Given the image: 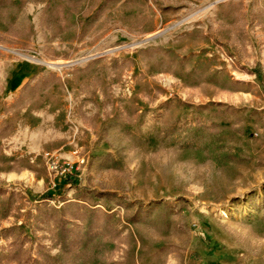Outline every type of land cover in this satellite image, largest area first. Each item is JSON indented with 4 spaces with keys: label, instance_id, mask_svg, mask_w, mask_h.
<instances>
[{
    "label": "rangeland",
    "instance_id": "rangeland-1",
    "mask_svg": "<svg viewBox=\"0 0 264 264\" xmlns=\"http://www.w3.org/2000/svg\"><path fill=\"white\" fill-rule=\"evenodd\" d=\"M7 1L14 5L0 6L6 72L26 65L41 79L55 73L60 108L67 85L86 90L100 109L93 115L80 109L88 164L55 188L41 158L32 163L29 155L5 151L7 136L0 138V264H40L39 239L59 253L53 227L39 229L37 208L46 201L60 209L79 187L127 199L118 204L87 196L111 207L121 231L104 253L109 262L264 264V0H173L184 1L172 7L179 14L153 33L142 27L143 17L111 12L105 24L113 20V26L87 41L103 16L89 24L102 0ZM16 6L21 10L14 15ZM91 74L92 82L85 81ZM99 89L103 98L96 101ZM34 98L27 92L7 110L37 104ZM57 133L49 132L42 148H58L64 138ZM158 201L172 212L160 206L148 221L129 220L136 205L127 203ZM8 227L31 239L29 263L9 257L12 238L1 236Z\"/></svg>",
    "mask_w": 264,
    "mask_h": 264
},
{
    "label": "trees",
    "instance_id": "trees-1",
    "mask_svg": "<svg viewBox=\"0 0 264 264\" xmlns=\"http://www.w3.org/2000/svg\"><path fill=\"white\" fill-rule=\"evenodd\" d=\"M112 1L114 0H104L102 2L89 18L90 25L104 14ZM12 5L14 3L0 0V6ZM20 10L21 6H16L14 15H17ZM84 30L86 31V29ZM254 72L257 75L262 74L258 65ZM35 79L34 77L26 82L21 95L15 102L25 98L27 92H29L30 95H35L34 100L37 104H40L42 97L48 95L45 92L52 90L55 84L60 83V77L55 73H50L47 78H39L34 82ZM41 89H46V91L43 92ZM12 127V120L2 122L0 124V138L10 134ZM73 179V176L69 177L70 182ZM94 193L99 198L107 199L108 202L117 201L118 204H124L127 200L113 191L96 192L86 187H79L76 191L77 196L74 199H65L64 205L60 209L49 206L46 201L40 204L35 215L36 222L39 229H44L47 226L53 227L55 243L59 245L60 251L53 254L43 239H39L36 247L37 262L40 264H114L106 260L104 253L117 245L121 231L114 224L111 207H98L97 203H90L89 200L91 199L87 196ZM134 205H136V208L129 218L133 223L148 221L160 206H164L167 214L173 210L170 205L162 201L154 202L148 206L129 202L126 207L132 208ZM1 236L12 238L9 253L11 259L25 263L32 260L31 250L25 248V244L30 242L31 239L24 235L23 231L17 227H8L3 229Z\"/></svg>",
    "mask_w": 264,
    "mask_h": 264
},
{
    "label": "crops",
    "instance_id": "crops-1",
    "mask_svg": "<svg viewBox=\"0 0 264 264\" xmlns=\"http://www.w3.org/2000/svg\"><path fill=\"white\" fill-rule=\"evenodd\" d=\"M158 0H114L111 3L113 5L103 14V16L97 21L94 28L89 31L90 35H86L83 38L85 41L88 39L96 38L101 32L108 29L110 26H113V20L110 23L105 24V18L111 12H117L126 15L132 16H141L142 20L147 22L146 25H142V27H146L147 31L150 33L155 32L158 28H160L165 22L172 21L174 17L179 14V10H174L172 7H177L183 5L184 1L174 2L170 0L163 4L157 3ZM103 0L101 1V3ZM101 3L96 7V9L101 5ZM163 7H171L170 9H164ZM161 8L164 9V16L161 14ZM93 14V13H92ZM90 14L89 16H91ZM118 14H116V17ZM90 18V17H89ZM153 21V25L151 26L148 22ZM117 23V22H116ZM151 26V27H150ZM141 27V26H140ZM99 28V31L96 33H92L93 30ZM103 38H100V40ZM83 40V42H84ZM97 63H93L90 66L86 67L84 70L93 69ZM12 73V74H11ZM10 74L5 70V59L0 58V121L12 120V116H17V123L23 124L24 128L20 135V138L17 140L18 145L23 147L27 153L38 152L43 150V145L49 139V132L53 131L63 134V141L61 145H63L66 141V131L64 129V115L58 112V109L63 104V98L60 94H55L56 86H60V84L54 85L52 87L53 95L50 98L49 96H43L40 100V104H32V102H28L18 108H14V111L7 110V107L11 105L12 102H15L17 98L21 95L23 91V87L34 75H36V79L39 78L37 73L34 71H28L26 65L24 67H18L12 70ZM95 76L91 74L88 78H85V81L92 82V78ZM74 78V74L70 75V79ZM70 82V81H69ZM71 83V82H70ZM79 86V85H78ZM90 88H94L91 84ZM60 89V87H59ZM90 91V89H87ZM92 94V91H90ZM95 92V89H94ZM98 97L93 96L94 100L98 101L100 98H103V93L99 89L96 91ZM59 97V101L55 103V97ZM99 107L96 106L95 102L90 99V101L85 105L82 109V113L85 115H93L97 114L99 111ZM103 110V109H101ZM100 110V112H101ZM45 127H51L49 130L45 131ZM17 128H15L16 130ZM14 130V131H15ZM14 131H12L9 136H11ZM7 135V136H8ZM59 145L58 147H60ZM44 181V179H42Z\"/></svg>",
    "mask_w": 264,
    "mask_h": 264
},
{
    "label": "built area",
    "instance_id": "built-area-1",
    "mask_svg": "<svg viewBox=\"0 0 264 264\" xmlns=\"http://www.w3.org/2000/svg\"><path fill=\"white\" fill-rule=\"evenodd\" d=\"M73 64L69 63L67 66ZM126 88V90L130 89L129 87ZM119 89L121 90V88ZM65 91L67 94L65 97L66 103L63 108L58 109V112L64 115L66 141L63 145L55 149H43L38 152L27 153L17 143L24 128V125L20 123L11 136H7L2 140L5 151L12 153L13 150H16L22 156L29 155L32 163H36L41 158L47 167L53 188L58 187L62 181L67 180L70 176L79 173V170L86 166L89 160L81 145L83 135L88 127L80 118L79 111L90 101V97L86 90H80L78 87L66 85ZM13 145L16 146L15 149ZM59 203L61 204L62 201H59Z\"/></svg>",
    "mask_w": 264,
    "mask_h": 264
},
{
    "label": "water",
    "instance_id": "water-1",
    "mask_svg": "<svg viewBox=\"0 0 264 264\" xmlns=\"http://www.w3.org/2000/svg\"><path fill=\"white\" fill-rule=\"evenodd\" d=\"M161 34H162V33H159V34L153 35L152 37L148 38V39L145 40V41L154 40V39H156L157 37H159Z\"/></svg>",
    "mask_w": 264,
    "mask_h": 264
}]
</instances>
